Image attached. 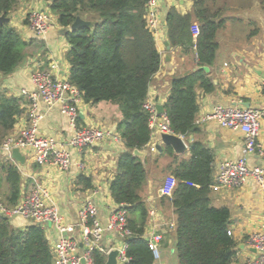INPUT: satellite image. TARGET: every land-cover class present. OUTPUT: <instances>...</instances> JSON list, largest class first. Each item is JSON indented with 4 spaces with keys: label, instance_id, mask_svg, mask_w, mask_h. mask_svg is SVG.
Masks as SVG:
<instances>
[{
    "label": "trees",
    "instance_id": "trees-1",
    "mask_svg": "<svg viewBox=\"0 0 264 264\" xmlns=\"http://www.w3.org/2000/svg\"><path fill=\"white\" fill-rule=\"evenodd\" d=\"M19 0H0V16L9 17ZM58 23L66 30L71 45L66 58L70 63L68 80L80 89L84 102L107 101L117 104L122 119L117 128L126 150L117 160L110 182L116 203L128 209V227L133 239H128L127 253L131 264H157L145 237L150 219L143 191L148 170L134 150H145L151 142L149 113L144 103L150 84L159 71L162 55L155 35L147 27L145 0H45ZM225 0H193L192 11L181 14L171 7L166 17L167 36L174 48L196 51L198 68L185 75H176L165 111L175 134L190 138L199 130L196 124L200 110L198 91L214 92L217 87L207 67L214 62L219 43L217 33L229 16ZM77 16L93 22L92 27L69 29ZM197 21L200 35L193 38L192 24ZM259 32L254 28L250 35ZM31 42L9 23H0V73H13L31 57ZM29 99L8 95L0 90V137L11 134L18 118L25 112ZM29 104V103H28ZM190 155L178 154L164 145L161 159H168L165 172L178 183L169 202L176 214L175 235L179 264H231L237 242L230 230L228 207L211 204L215 185V154L201 141H189ZM161 159L157 160L159 163ZM8 184L5 204L15 207L22 197V174L13 160L0 156V177ZM1 180V178H0ZM84 188H92L90 177L80 175ZM94 264H106V255L92 250ZM0 264H54V253L44 225L31 223L26 228L13 226L0 214Z\"/></svg>",
    "mask_w": 264,
    "mask_h": 264
},
{
    "label": "crops",
    "instance_id": "crops-1",
    "mask_svg": "<svg viewBox=\"0 0 264 264\" xmlns=\"http://www.w3.org/2000/svg\"><path fill=\"white\" fill-rule=\"evenodd\" d=\"M225 1H227L226 14L229 19L217 33L219 47L213 64L207 67L217 89L211 93L198 91L200 110L197 119L210 112L217 104L259 107L264 102V0ZM171 7L176 8L181 14H186L192 11L193 0H161L162 27L160 34L155 35V39L162 55V62L150 84L149 94L156 105L162 104L164 107L174 76L185 75L198 68L194 48L190 51H183L181 47L174 48L168 39L166 17ZM33 10L51 12L45 0H19L9 16V25L16 27L22 38L31 42L28 47L31 57L13 73L8 75L0 73V90L8 95L26 99H28L26 93L35 89L31 75L36 69L49 70L55 76L66 79L71 68L66 58L71 45L67 41L66 30L58 23L57 15L51 12L54 26L47 34L39 36L28 26V14ZM252 25L259 29L254 36L249 34ZM166 41L171 45L169 50L165 45ZM28 103L24 102L25 112L18 118L11 134L18 133L28 124ZM39 110L44 115L40 121V133L68 147L72 152L73 164L66 171H61L54 166L38 165L33 162L30 151L21 150L25 156V163L14 161L22 174V194L32 189L35 180L48 187L53 202L64 217L65 225L74 227V231L67 235L80 242L82 252L84 245L81 229L78 226V215L85 201L87 199L94 201L103 226L108 224L110 216L118 208V203L111 195L110 182L117 168L118 157L126 150L117 128L118 122L122 119V113L118 105L111 102L101 101L97 104L84 102L80 106L79 125L104 128L109 134L97 145L80 152L68 146L74 131L68 117L61 113V107L56 105L49 109L45 103H40ZM197 126L199 130L196 133L190 138H184L188 145L184 155L187 157L190 155L189 141H201L210 147L215 154L214 177L216 180L220 162L237 160L243 156L244 134L241 131L221 127L214 121L197 124ZM6 137H0V146ZM259 139L264 146V117L261 121ZM151 144L152 141L145 150H142L145 152L142 159L148 170V181L143 196L148 204L149 212H156L154 221L149 219L150 230L163 234L160 244L161 258L156 262L157 264H179L176 227L170 228L169 224L170 222L176 224V214L169 202L163 203L162 198L165 195L161 192L167 177L165 166L168 159H161L162 157L159 156L161 153L151 152ZM159 159L161 161L156 163ZM80 163L84 165V169L80 168ZM263 163L264 159L257 154L248 157L250 168ZM80 175L90 177L93 187L84 188L81 181H78ZM0 178V197L5 199L8 184L2 172ZM210 197L213 206L228 207L231 212L230 230L237 242L236 255L231 264H246L255 255V250L249 246L248 239L264 224V187L253 176H249L245 184L239 188L221 187L216 181L212 186ZM9 219L13 226L22 229L32 223L22 216ZM44 228L51 246L63 236L52 223H47ZM146 233L148 234V229ZM120 243L121 240L114 232H105L102 241L104 246L109 248Z\"/></svg>",
    "mask_w": 264,
    "mask_h": 264
},
{
    "label": "built area",
    "instance_id": "built-area-1",
    "mask_svg": "<svg viewBox=\"0 0 264 264\" xmlns=\"http://www.w3.org/2000/svg\"><path fill=\"white\" fill-rule=\"evenodd\" d=\"M145 19L147 27L156 36L160 34L161 0H145ZM53 13L49 11L33 10L28 14V26L32 32L39 36L47 34L54 26ZM191 32L194 40L200 35L198 23L192 24ZM31 80L35 85L32 92H27L29 99L28 124L22 127L18 133L8 135L0 146L1 157L15 160L12 152L14 148L31 152L33 162L38 165L54 166L61 171L70 169L73 164L72 152L65 145H60L55 139L43 136L40 133V121L44 115L39 110L40 103H45L49 109L59 105L61 113L68 117L73 128V135L68 142L78 151L93 147L104 140L109 132L100 127L79 125L80 106L84 103L83 95L79 88L70 83L68 78L63 79L55 76L49 70L36 69ZM144 108L149 113V127L152 132V144L150 151L156 153L155 141L159 131L174 133L167 112L159 113L156 103L151 94L144 103ZM264 117V102L259 107H245L238 105L217 104L210 112L196 120V124L216 122L219 126L235 131H241L245 137L243 156L237 160H224L219 163L216 181L219 186L227 188H239L245 184L249 176L257 179L264 187V163L263 165L250 168L248 157L257 154L264 159V146L260 142L261 121ZM183 139L185 138L181 135ZM151 143V142H150ZM84 169L82 163L79 164ZM177 179L173 175L165 178L161 192L171 197ZM150 220L154 221L156 212L150 211ZM0 214L8 218L22 216L32 223L46 225L52 223L63 234L54 242V264H82L85 258L87 264H94L92 250L98 248L106 255L113 249L118 250V264H131V257L127 253L128 239L132 231L128 227V209L124 203L118 204L116 211L110 216L106 226L101 224L98 217V209L92 199H87L79 211L78 226L81 229L84 250L80 251V242L67 235L74 231L73 226L65 225V220L58 206L52 200V194L48 187L35 180L32 189L22 195L15 207L7 206L0 202ZM170 228L176 224L170 222ZM148 229V234L146 233ZM106 231L114 232L121 243L114 247H106L102 244ZM145 237L156 261L161 258L160 244L163 234L159 231H151L147 225ZM66 233V234H64ZM229 235H233L231 230ZM248 244L255 250V255L246 264H264V224L257 232L250 235Z\"/></svg>",
    "mask_w": 264,
    "mask_h": 264
},
{
    "label": "water",
    "instance_id": "water-1",
    "mask_svg": "<svg viewBox=\"0 0 264 264\" xmlns=\"http://www.w3.org/2000/svg\"><path fill=\"white\" fill-rule=\"evenodd\" d=\"M9 22H10L9 17H6L4 15L0 16V23H9ZM86 26L92 27L93 22L89 20H85L81 16H77L75 21L70 25L69 29L71 31H75L77 29H80ZM165 45L168 50L171 48V45L168 41L165 42ZM247 107H249V105H247ZM157 108H158L159 113H163L165 111V107L162 104H158ZM164 145H170L174 149V151L178 154H183L188 150V145L181 135L159 131L157 133V139L155 142L157 153L163 152ZM12 155L16 161L20 163H25V156L22 154L19 148H14ZM134 155L143 158L145 156V152L139 149H135ZM130 239H133V237H130ZM117 255H118V250L113 249L108 255L106 264H118ZM82 264H87V261L85 258H82Z\"/></svg>",
    "mask_w": 264,
    "mask_h": 264
},
{
    "label": "rangeland",
    "instance_id": "rangeland-1",
    "mask_svg": "<svg viewBox=\"0 0 264 264\" xmlns=\"http://www.w3.org/2000/svg\"><path fill=\"white\" fill-rule=\"evenodd\" d=\"M16 30H18L16 27H15ZM254 30V26L252 25L251 28H250V31H249V34L251 33V31ZM170 175V174H167V176ZM1 184V182H0ZM0 202H5L4 198L3 197H0Z\"/></svg>",
    "mask_w": 264,
    "mask_h": 264
}]
</instances>
